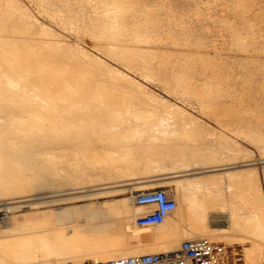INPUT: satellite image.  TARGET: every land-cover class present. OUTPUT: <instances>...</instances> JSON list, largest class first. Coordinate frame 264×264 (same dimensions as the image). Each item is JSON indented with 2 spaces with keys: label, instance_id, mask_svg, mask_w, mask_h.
<instances>
[{
  "label": "bare ground",
  "instance_id": "6f19581e",
  "mask_svg": "<svg viewBox=\"0 0 264 264\" xmlns=\"http://www.w3.org/2000/svg\"><path fill=\"white\" fill-rule=\"evenodd\" d=\"M8 1L10 5L7 6L0 2V31L9 34L6 38L0 37V209L7 214L22 206L30 209L34 203L94 199L106 193L113 195L124 189L164 182L173 185L176 206L158 229L132 225L143 228L142 238H134L133 242H130V218L142 213L145 207L132 205L129 197L103 203H75L45 211L30 210L22 220L11 214L0 223V264H80L85 260L172 250L182 239L204 236L217 242L238 243L248 239V244H242L243 264H260L264 259L263 207L251 205L252 209L248 207L246 213L233 208L230 230L222 227L221 232L213 233L207 223V210L223 204L220 185L225 181L229 184L246 181L260 197L255 168L237 167L224 170L225 173L222 171L223 175L206 172L226 160L229 161L227 164L245 161L241 158L244 155L230 151L223 159L218 147L207 145L197 133L185 127L165 133L149 129L153 124L145 119L152 115L149 104L155 98L147 103L129 92L131 81L81 47L57 44L48 38L44 40L39 36L40 28L29 24L11 6L12 0ZM258 1L232 0L224 6L238 15V19L219 20L229 34L231 44L242 52L232 58L231 65L243 68L249 75L252 63H258L261 54L264 55V35L262 42H258L251 39L250 32L255 21L251 15L261 11ZM61 2L71 31L88 37L95 48L139 71L153 72L166 83L177 78L187 85L192 84L191 76L197 71L193 64L188 71L181 59L168 65L170 56L164 59L162 55H156L150 42L137 36L144 29L158 39L162 38L164 33L157 28L155 18L160 11L169 16L171 9H141L134 0H93L92 13L86 14L78 2H75L76 6L71 0ZM250 49L256 53L249 55ZM163 63L174 71L170 72L172 79L161 73ZM217 65L203 85L191 86L193 93L203 99L206 107L202 108H207L206 111L215 108L214 99L225 92L223 78L236 74L223 62ZM243 81L246 83L247 80ZM258 90L264 93V85L261 89L250 85L246 92ZM175 110L180 111L176 107ZM141 118L144 121H140ZM235 134L264 149V134L241 130ZM224 140L231 143V138ZM47 155L55 159L66 156L70 160L65 165L46 166L54 170L53 174L58 173L49 182L58 185L65 179H77L78 185L74 189L77 188L79 193L95 188L88 186L97 185L113 190L68 197L58 196L64 193L51 194L27 203L37 195L33 193L32 182L37 179L40 158ZM238 158L242 160H236ZM168 167L172 171H167ZM192 169L200 170L189 175ZM52 196L58 198L41 199ZM130 206L142 209L131 213ZM114 223L119 226L117 238L105 237L102 232ZM136 231L138 234L140 230Z\"/></svg>",
  "mask_w": 264,
  "mask_h": 264
},
{
  "label": "rangeland",
  "instance_id": "374dc122",
  "mask_svg": "<svg viewBox=\"0 0 264 264\" xmlns=\"http://www.w3.org/2000/svg\"><path fill=\"white\" fill-rule=\"evenodd\" d=\"M40 1L41 0H12L11 6L14 7V9L20 15L22 14L29 24H34L40 28L39 36L41 38L43 37L44 40L48 38V40H54L53 42L57 44L66 43L70 47H81L82 50L93 55L95 58L99 59L104 64L109 66V68H114L127 80L131 81L132 88L130 89L129 87V92L134 93L135 95H137V97L142 99L144 102L146 101L147 103H149L152 98H155V101H151L152 103L149 104L150 109L152 108V115L145 119V121H148L150 125L153 124V128L149 129H159L162 133H165L169 132L172 129L185 127V129H187L188 131H194L195 133H197L199 138H201L202 141L205 140L207 145H215L216 147H218L222 151L221 157L223 156V159L227 158L226 154L230 153V151L234 153L237 152L239 155H244V157L241 158L245 161L227 164L229 161L226 160L223 162V164H226H222L217 167H211L212 169L208 168L206 169V172H213L215 175H223V173H221L222 171L235 169L237 167L250 166L255 168L257 172V186L260 191V197L257 193L251 190V187L246 181H237L236 183L230 184L227 181L221 183L220 193L222 192L221 199L223 201V204L221 206H218L216 209L210 208L207 210V223L211 232H221V228L226 227L227 225L229 226L226 230L231 229V212L233 208L235 211H239V213H246L247 208L249 207V209H252V206L258 208L263 207L264 209V149L245 138L236 136L235 134V132L238 130H241L245 133L248 132L253 134H264V93L260 90H258L257 92L251 91V93L246 92L249 89L250 85L255 86L256 89H261V87H263L264 85V55L261 54L262 57L260 55L261 61L258 60V63L257 61L252 63L253 67H251L252 72L250 73V75L246 73L243 68L239 66V68L237 66H235L236 68H234L233 65H231L232 58L241 55L242 52L238 51L237 48L231 44L230 36L222 27L219 20L222 18L238 19V15L231 12L230 9L224 6V4L231 3L232 0H134L141 9L149 10L157 8H169L172 10L169 16H167L162 11H160L156 15L155 22L157 23V28L161 29V31H163L164 33L162 35V38L158 39L157 36L145 32L144 29L140 31L137 36L139 38L147 39V41L150 42L154 52H156V55H162L164 59L170 56L168 65L172 64L176 59H181L183 61L182 64L185 68V71L190 70V66L194 65L197 71L191 76L193 81L192 84L188 85L179 81L177 78L173 79L172 81L169 80L166 83V81H163L162 78L154 75L153 72H142L129 63L116 60L104 51L95 48L92 44V41H90L88 37L80 36L73 30L71 31V28L67 23L68 15L65 7L63 6V3L61 2L62 0H49V2H44L45 0H42L41 2ZM79 1L80 0H71V4L73 6H76V3L78 2V4L81 5L82 10L86 12V14L92 13L91 9L93 6V0H85L84 2ZM0 2L5 6L10 5V2L8 0H0ZM257 4L256 5L260 7L261 11L251 15L253 16V19L255 18V21L251 27L250 32L252 35L251 39L256 41L259 40L258 42H262V36L264 35V0H259ZM19 5L20 7H18ZM63 15L67 19L63 18ZM59 18H62V21ZM157 28L155 27V29ZM1 32L2 30L0 31V37L6 38L7 35H9L8 33L5 34L4 32L3 34V32ZM258 32L260 33L258 34ZM259 37L260 39H258ZM255 53V51L253 52V50L250 49L248 54L254 55ZM191 59L192 62H190ZM204 59H206L207 62L204 63ZM221 62L226 64L228 70L232 69L236 74L234 77L232 76L223 78L222 87L223 89L225 88V92L214 99V101L216 102L214 103L215 105H213L215 108L212 109L214 110V112L212 113L211 109L206 111L207 108H202L206 104L202 103V98L196 96L193 93V89L191 86L203 85L204 80L209 79L212 75V72L218 68L217 63ZM166 64L167 63H163V67L160 69V71L162 74L165 73L169 79H172L170 78V72L174 71L171 68L168 69V65L166 66ZM261 67L262 70L260 69ZM243 80H247L246 83ZM248 82L249 84H247ZM176 84L178 87L176 86ZM224 84L225 86H223ZM162 100H164V103L162 102ZM238 100H240V102ZM165 104H167V106ZM203 104L205 105L203 106ZM175 107L179 108L180 111L175 110ZM226 113L228 115H224ZM216 114L219 115V118ZM192 115L193 117L191 118ZM139 120L144 121L143 118ZM237 120L238 122H236ZM228 123H230V125ZM232 123L239 127L235 128L236 126ZM234 128L236 130H234ZM224 138H231L232 144L227 143ZM221 141H223V143ZM57 158L59 159L57 160ZM241 158H238L236 160H242ZM69 161V158L66 156H59L56 157V159L49 155H47L46 157L42 156L38 162V164L40 163V166L37 167V179L32 182L33 193L37 195H34L33 198L35 199H30L27 203H33L35 202V200H39L37 198L51 194L54 195L64 193L66 196H58L68 197L70 195L74 196L75 194H90L92 193V191L93 193H99V191L106 192L107 190L109 191V189L113 190V188L111 187L100 188L98 187L99 185H97L88 186L87 188H95L84 189L83 191H80L81 193H79L76 191L77 188L74 189V186L78 185L76 184L79 181L77 179H65L58 185L54 184L53 182H49L50 179L54 177V175L57 174L56 176H58V173L53 174L54 170L51 168H46V166L49 167L54 163L65 165L68 164ZM168 168L169 169L167 171H172L170 167ZM177 169L179 170L180 167H178ZM198 170L200 169H192L188 173L189 175H195V172ZM144 175H148V173H144ZM154 186H163L171 189L173 188V185L164 182L154 185L139 186L131 189L148 188ZM61 189L63 190L61 191ZM131 189H124L120 193H116L113 195L108 193L104 195H98L94 199L85 198L74 201L63 200L51 203H34V207L31 206L30 209L28 207L22 206L15 210H11L7 214L5 213V216L15 214V218L17 216L19 220H22L26 215L28 216L31 211L35 210L45 211L46 209L50 210L51 208H58L75 203V205H83L91 201L103 203L105 202V200L107 202L110 199H115L122 196L128 197V193ZM58 196L43 197L41 199H53L58 198ZM3 212L5 211L0 209V214ZM132 220L133 216H131L130 218L131 228L136 230L143 229L134 228L132 226ZM159 226L160 225L150 227L158 229ZM102 233L105 235V237L113 239L117 238L114 224L105 229ZM204 237L208 238L206 236ZM213 241H215V239ZM242 241L243 240L238 243L237 241L230 240H223L218 242L226 246L228 251L231 253L228 264H243L244 255L241 254L243 253L242 249L244 248L245 244H248L250 240L244 239V241ZM178 244H176V246ZM260 264H264V259Z\"/></svg>",
  "mask_w": 264,
  "mask_h": 264
},
{
  "label": "built area",
  "instance_id": "2783aa9c",
  "mask_svg": "<svg viewBox=\"0 0 264 264\" xmlns=\"http://www.w3.org/2000/svg\"><path fill=\"white\" fill-rule=\"evenodd\" d=\"M128 197L132 205L145 207L142 213L133 218L134 227L159 225L176 206L172 189L163 186L132 189ZM4 217L3 212L0 214V223ZM230 256L231 253L223 244L201 237L183 239L172 250L85 260L80 264H227Z\"/></svg>",
  "mask_w": 264,
  "mask_h": 264
},
{
  "label": "crops",
  "instance_id": "0c3cea01",
  "mask_svg": "<svg viewBox=\"0 0 264 264\" xmlns=\"http://www.w3.org/2000/svg\"><path fill=\"white\" fill-rule=\"evenodd\" d=\"M253 168V167H252ZM226 171H224L223 173H225ZM183 176V175H182ZM181 176V177H182ZM139 209H142V207L141 208H132L131 206H130V211H131V213H133L135 210L137 211V210H139ZM114 225H115V229L116 230H119V226H118V224L117 223H114ZM229 225H227L225 228H227ZM135 232H137L136 231V229H133V228H131L130 227V242H133V239L134 238H138V239H140V238H142V235L140 234L141 233V229H140V231H138V234H136ZM121 237H124L123 235L121 236ZM183 240V239H182ZM142 242H144V241H142Z\"/></svg>",
  "mask_w": 264,
  "mask_h": 264
}]
</instances>
